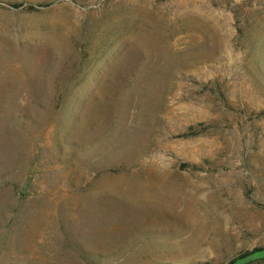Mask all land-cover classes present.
I'll return each mask as SVG.
<instances>
[{"label": "rangeland", "instance_id": "374dc122", "mask_svg": "<svg viewBox=\"0 0 264 264\" xmlns=\"http://www.w3.org/2000/svg\"><path fill=\"white\" fill-rule=\"evenodd\" d=\"M258 248L264 0H0V264Z\"/></svg>", "mask_w": 264, "mask_h": 264}, {"label": "water", "instance_id": "95a60500", "mask_svg": "<svg viewBox=\"0 0 264 264\" xmlns=\"http://www.w3.org/2000/svg\"><path fill=\"white\" fill-rule=\"evenodd\" d=\"M264 259V248L255 249L242 254L228 264H251Z\"/></svg>", "mask_w": 264, "mask_h": 264}, {"label": "trees", "instance_id": "16d2710c", "mask_svg": "<svg viewBox=\"0 0 264 264\" xmlns=\"http://www.w3.org/2000/svg\"><path fill=\"white\" fill-rule=\"evenodd\" d=\"M258 249H260V248H258Z\"/></svg>", "mask_w": 264, "mask_h": 264}]
</instances>
